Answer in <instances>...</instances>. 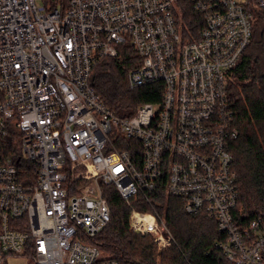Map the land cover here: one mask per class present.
I'll list each match as a JSON object with an SVG mask.
<instances>
[{
	"label": "built area",
	"instance_id": "1",
	"mask_svg": "<svg viewBox=\"0 0 264 264\" xmlns=\"http://www.w3.org/2000/svg\"><path fill=\"white\" fill-rule=\"evenodd\" d=\"M41 1L0 0V264H98L105 255L90 240L111 221L105 189L151 204L162 184L187 213L216 222L230 264H264V220L237 208L229 149L239 130L227 85L253 39L245 3L192 0L204 26L185 40L179 0ZM127 43L139 60L129 87L158 84L162 98L122 117L92 76ZM158 219L133 209L130 225L162 248L172 239Z\"/></svg>",
	"mask_w": 264,
	"mask_h": 264
},
{
	"label": "trees",
	"instance_id": "2",
	"mask_svg": "<svg viewBox=\"0 0 264 264\" xmlns=\"http://www.w3.org/2000/svg\"><path fill=\"white\" fill-rule=\"evenodd\" d=\"M59 1L53 0V5ZM245 5L253 14V39L232 70L227 95L234 125L239 130V136L229 146L237 172V208L252 221L264 220V11L256 0H247ZM177 9V22L184 39L198 38L204 18L194 9L192 0H179ZM138 62L136 51L127 43L120 47L118 56L104 58L93 70L92 84L96 92L122 117L132 116L140 105L157 103L162 98L161 85L129 87L128 72ZM11 154L20 157L19 147L11 149ZM19 166L26 168L27 163L21 160ZM165 188L162 184L148 194L151 204L142 194L128 203L114 188L105 189L111 221L90 240L105 255L98 264L104 260L122 264H230L215 247L223 238L216 222L203 213H187L182 202L168 195ZM133 209L156 210L162 214L174 242L158 250L148 235L132 230L130 215Z\"/></svg>",
	"mask_w": 264,
	"mask_h": 264
},
{
	"label": "rangeland",
	"instance_id": "3",
	"mask_svg": "<svg viewBox=\"0 0 264 264\" xmlns=\"http://www.w3.org/2000/svg\"><path fill=\"white\" fill-rule=\"evenodd\" d=\"M237 2H243V3H245L247 0H236ZM41 3L43 4V3H45L44 1H41ZM158 222H159V233H161V230L164 228V225L167 227V231H165V233H164V235L166 236V237H168V238H170V239H172V241H171V243L172 242H174V237H173V235L171 234V232H170V230H169V228H168V226H167V224H166V221H165V219H164V217H163V215L161 214L160 215V219H158ZM132 228V227H131ZM136 232V231H135ZM136 233H139V232H136ZM139 234H141V235H148L153 241H154V243L157 245V247H158V250H163V249H166V248H168L169 246H170V244L169 245H167L166 247H160L159 245H158V243L155 241V237L157 236V234L156 233H145V234H143V233H139ZM8 264H34L31 260H29V259H27L26 257H23V256H19V257H13V258H10L9 260H8Z\"/></svg>",
	"mask_w": 264,
	"mask_h": 264
}]
</instances>
